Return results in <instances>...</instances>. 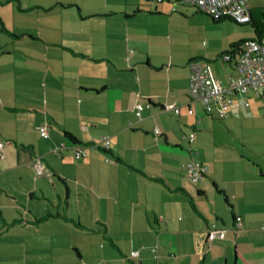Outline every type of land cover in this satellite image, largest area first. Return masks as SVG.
<instances>
[{
  "label": "crops",
  "instance_id": "crops-1",
  "mask_svg": "<svg viewBox=\"0 0 264 264\" xmlns=\"http://www.w3.org/2000/svg\"><path fill=\"white\" fill-rule=\"evenodd\" d=\"M147 1L0 0V252L22 264H264V96L232 94L222 118L190 100L189 64L211 52L175 13L203 12Z\"/></svg>",
  "mask_w": 264,
  "mask_h": 264
},
{
  "label": "built area",
  "instance_id": "built-area-1",
  "mask_svg": "<svg viewBox=\"0 0 264 264\" xmlns=\"http://www.w3.org/2000/svg\"><path fill=\"white\" fill-rule=\"evenodd\" d=\"M162 2L163 0H154ZM185 5L195 6L199 11L208 14L215 20L231 19L236 23H245L250 19L249 0H175ZM222 61L230 63L236 72V75L229 74L226 84L214 78L210 65L205 61H192L189 64V92L190 100L197 101L202 104L207 113L216 110L218 117L226 116V110L231 104L230 96L232 94H244L247 91L260 93L264 96V33L260 38H253L244 41L238 48L222 55ZM244 105H248L246 99L243 100ZM163 110H173L175 114L179 113V107L174 104L162 106ZM143 104L137 102L135 105L136 117H141ZM264 109V101H263ZM189 112L192 110L189 108ZM238 116L237 113H234ZM38 132L42 138L49 136V126L44 124L38 128ZM155 133L160 131L156 128ZM195 134L187 135V140L192 143ZM2 143L0 142V147ZM96 148H108L109 140L101 138L99 142L92 144ZM53 154H57L58 150L53 149ZM85 154V150L81 146L75 147V157L80 158ZM37 175H43L44 171L39 160L33 162ZM186 175L190 182H198L206 174V167L199 161H191L186 164ZM240 217L235 218V226L241 225ZM225 230L212 226L206 233V240L211 241L215 238L224 239ZM132 255L136 253L131 252Z\"/></svg>",
  "mask_w": 264,
  "mask_h": 264
},
{
  "label": "rangeland",
  "instance_id": "rangeland-1",
  "mask_svg": "<svg viewBox=\"0 0 264 264\" xmlns=\"http://www.w3.org/2000/svg\"><path fill=\"white\" fill-rule=\"evenodd\" d=\"M136 1L138 2V0ZM139 2L141 4L148 3L147 0H139ZM149 4L150 6L155 5L154 2ZM248 4H249V8L252 10L254 14L261 13V11L264 12V0H249ZM157 5H161V4H157ZM177 5H183V4L180 3ZM175 15L178 18L174 29L178 33L182 34L186 32L189 26L191 25L195 27L197 31L194 37L195 45L199 47L200 52L204 53L205 50H208V53L211 52L210 56L208 57L201 56L200 60L202 59L209 60L211 65H214L216 63L220 64L219 58L215 61L213 60V58L217 57V55L219 54L222 55L224 53V52H220L219 49V47L222 46V44L227 46L226 51H230L231 47L227 45L229 41H232L233 42L232 44H235V42L238 41L244 42L246 40L252 39V37L255 36L251 23L238 24L235 23L233 20H229V19L215 21L210 16L204 13L197 14L200 16H192L185 18H181V17L179 18L178 13H175ZM262 17L264 19V14H262ZM164 23L168 25V18H165ZM158 29H159V25H158ZM227 81H228V77H227ZM13 235H14V239H16V235L15 234ZM8 240H13L12 235H10ZM10 247H12L13 250H8L5 253L0 252V264H22L21 259L18 256L19 253L14 250L15 248H17V246L13 244Z\"/></svg>",
  "mask_w": 264,
  "mask_h": 264
},
{
  "label": "trees",
  "instance_id": "trees-1",
  "mask_svg": "<svg viewBox=\"0 0 264 264\" xmlns=\"http://www.w3.org/2000/svg\"><path fill=\"white\" fill-rule=\"evenodd\" d=\"M249 12H250V19H249V21H247V22H245V23H238V24H246V23H251V25H252V28H253V30H254V37L255 38H260L261 37V35L264 33V19H263V17H262V14H264V12L263 11H261V13H257V14H254L253 12H252V10L250 9L249 10ZM206 15H208V14H206ZM209 16V15H208ZM211 17V16H210ZM212 18V17H211ZM213 19V18H212ZM213 20H215V19H213ZM215 21H219V20H215ZM243 42H238V43H235V44H233L232 46H231V49H230V51H232L233 49H235V48H238L241 44H242ZM230 51H226V52H224L222 55H224L225 53H228V52H230ZM222 55H220V59L222 60ZM194 61H197V60H194ZM192 62V61H191ZM205 62H207L209 65H210V62H208V61H205ZM211 67V66H210ZM215 78V77H214ZM163 109V108H162ZM109 148V147H108ZM108 148H103V149H108ZM235 220V219H234ZM214 226V225H213ZM215 227V226H214ZM225 238V237H224Z\"/></svg>",
  "mask_w": 264,
  "mask_h": 264
}]
</instances>
